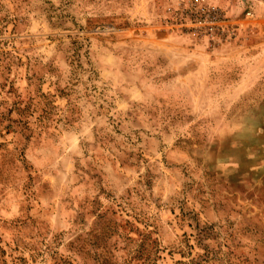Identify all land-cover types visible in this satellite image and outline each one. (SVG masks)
Segmentation results:
<instances>
[{"label":"rangeland","instance_id":"rangeland-1","mask_svg":"<svg viewBox=\"0 0 264 264\" xmlns=\"http://www.w3.org/2000/svg\"><path fill=\"white\" fill-rule=\"evenodd\" d=\"M181 1L0 0V264H264V0Z\"/></svg>","mask_w":264,"mask_h":264},{"label":"built area","instance_id":"built-area-1","mask_svg":"<svg viewBox=\"0 0 264 264\" xmlns=\"http://www.w3.org/2000/svg\"><path fill=\"white\" fill-rule=\"evenodd\" d=\"M182 32L209 44L220 45L235 36L236 24L228 21L222 11L206 0H183L168 10ZM247 17L251 13L246 14Z\"/></svg>","mask_w":264,"mask_h":264},{"label":"trees","instance_id":"trees-1","mask_svg":"<svg viewBox=\"0 0 264 264\" xmlns=\"http://www.w3.org/2000/svg\"><path fill=\"white\" fill-rule=\"evenodd\" d=\"M204 257H205V259H207V255L206 256L202 255V256H198V258H200V259L197 262L192 260L189 263L177 262L176 264H202V262L207 261V260L203 259Z\"/></svg>","mask_w":264,"mask_h":264}]
</instances>
